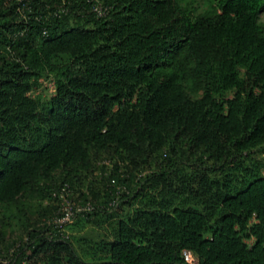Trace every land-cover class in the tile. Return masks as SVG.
Here are the masks:
<instances>
[{
	"label": "trees",
	"instance_id": "obj_1",
	"mask_svg": "<svg viewBox=\"0 0 264 264\" xmlns=\"http://www.w3.org/2000/svg\"><path fill=\"white\" fill-rule=\"evenodd\" d=\"M99 1L100 18L91 0H0V207L27 237L12 264H189L184 251L264 264V0L198 13ZM42 80L46 101L30 94ZM101 155L103 207L81 191L93 211L40 222L53 209L29 203L58 198ZM77 217L107 226L80 254L62 233Z\"/></svg>",
	"mask_w": 264,
	"mask_h": 264
},
{
	"label": "rangeland",
	"instance_id": "obj_2",
	"mask_svg": "<svg viewBox=\"0 0 264 264\" xmlns=\"http://www.w3.org/2000/svg\"><path fill=\"white\" fill-rule=\"evenodd\" d=\"M187 1L191 2L193 7L196 8L197 13L207 9L209 4V0ZM258 21L264 25V13H261L259 15ZM53 91L54 87L52 81L42 80L41 85L38 88L32 90L30 94L31 97L35 99L46 101L53 95ZM260 158L262 160L264 158V155H261ZM97 160V165L99 166L97 170H95L92 174L82 175L81 182L73 184L71 187L67 185L70 190L66 191L68 194V197L66 198L67 201L63 202V200H60L59 198H55L53 196L46 200H38V202L37 200H32L29 203L34 208L37 207V204H40L42 208L47 207L53 209V211L51 210L53 212V215L49 217V219L40 218V222H53L55 219H57L58 212H60L62 204H65L68 201L71 202V205H82L78 200H75L78 197L79 192L81 191H83L85 194H88L89 197L90 191H93L95 194H97V199L93 200L94 202H96V207H103V195L105 194V191L113 184L112 180L109 181L108 178L112 171V163L105 155H101L99 158H97ZM143 175L144 174L139 175V177H142ZM60 184L61 180L57 182V186H60ZM67 186H65V188H67ZM130 190H132V188ZM122 209V213L124 214L128 211L129 208L123 207ZM81 225H85V229H78L79 227H81ZM21 226L22 225L19 222V219L14 220L9 212L0 207V259L3 260V264H12L11 260L14 257V252L17 250L19 245L24 243L27 239L26 235H24L23 227ZM105 226L106 224H104L102 228L93 227L92 224H87L85 221L82 222V220L77 217L71 225L65 226L63 228L62 233L63 237L68 236V239L74 243L75 249L80 254L81 250L85 248V244L91 245L90 242H93L92 240H96V237L100 238L107 235V226ZM82 242H85V244H82ZM252 242L253 241H246L248 245H251ZM10 245H12V247Z\"/></svg>",
	"mask_w": 264,
	"mask_h": 264
},
{
	"label": "built area",
	"instance_id": "obj_3",
	"mask_svg": "<svg viewBox=\"0 0 264 264\" xmlns=\"http://www.w3.org/2000/svg\"><path fill=\"white\" fill-rule=\"evenodd\" d=\"M7 1H17L22 2V0H7ZM91 10L96 15L97 18L103 17L106 14L107 9L101 4L99 0H91ZM68 194L67 192H62L59 194L58 198L60 200H63V202L67 201ZM93 206L89 203H87L84 206L73 204L71 205V202H67L65 204H62V207L60 209L61 217L55 219L53 221L54 224L58 227H62L65 224L71 223L73 220L74 213H84V212H91L93 211ZM183 259L185 262L192 264L195 262L192 255L188 251H184L182 253ZM3 264V262H2Z\"/></svg>",
	"mask_w": 264,
	"mask_h": 264
}]
</instances>
